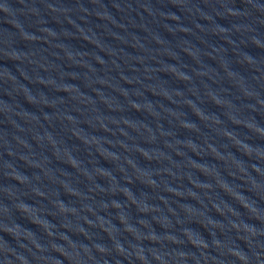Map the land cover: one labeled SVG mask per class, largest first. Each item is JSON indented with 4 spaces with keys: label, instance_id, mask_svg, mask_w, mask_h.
Segmentation results:
<instances>
[{
    "label": "water",
    "instance_id": "1",
    "mask_svg": "<svg viewBox=\"0 0 264 264\" xmlns=\"http://www.w3.org/2000/svg\"><path fill=\"white\" fill-rule=\"evenodd\" d=\"M0 264H264V0H0Z\"/></svg>",
    "mask_w": 264,
    "mask_h": 264
}]
</instances>
